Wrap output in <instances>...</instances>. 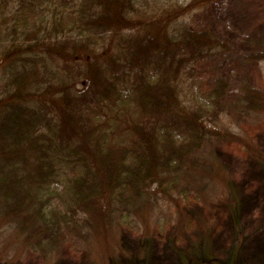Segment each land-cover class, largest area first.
<instances>
[{
    "label": "trees",
    "instance_id": "trees-1",
    "mask_svg": "<svg viewBox=\"0 0 264 264\" xmlns=\"http://www.w3.org/2000/svg\"><path fill=\"white\" fill-rule=\"evenodd\" d=\"M210 1L0 0L2 252L48 264L122 226L181 231L187 200H234L203 145L236 142L264 164L239 131L264 112V85L244 81L230 101L226 76L198 75L231 51L190 25ZM245 60L263 62L264 51ZM191 253L181 256L197 264Z\"/></svg>",
    "mask_w": 264,
    "mask_h": 264
},
{
    "label": "rangeland",
    "instance_id": "rangeland-1",
    "mask_svg": "<svg viewBox=\"0 0 264 264\" xmlns=\"http://www.w3.org/2000/svg\"><path fill=\"white\" fill-rule=\"evenodd\" d=\"M189 20L196 29L210 28L231 47L224 62L214 59L197 66L204 81L214 73L226 76L230 101L241 94L244 81L264 85V61L245 60L264 51V0H211ZM239 131L264 152V112L242 123ZM198 154L225 167L233 186L232 202L223 198L204 204L191 198L185 203L187 216L181 231L171 224H153L149 234L139 235L122 226L105 241L93 238L80 252L64 247L48 264H134L135 256L142 264H187L181 253L191 259V252L203 250L197 264H264V164L236 142L203 145ZM5 238H0V247ZM5 249L0 248V264H45L36 252Z\"/></svg>",
    "mask_w": 264,
    "mask_h": 264
}]
</instances>
